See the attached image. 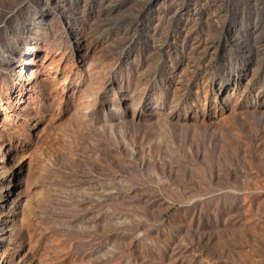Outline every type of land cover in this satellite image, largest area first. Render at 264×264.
<instances>
[{
  "label": "rangeland",
  "instance_id": "1",
  "mask_svg": "<svg viewBox=\"0 0 264 264\" xmlns=\"http://www.w3.org/2000/svg\"><path fill=\"white\" fill-rule=\"evenodd\" d=\"M0 100V264H264V0H0Z\"/></svg>",
  "mask_w": 264,
  "mask_h": 264
},
{
  "label": "bare ground",
  "instance_id": "2",
  "mask_svg": "<svg viewBox=\"0 0 264 264\" xmlns=\"http://www.w3.org/2000/svg\"><path fill=\"white\" fill-rule=\"evenodd\" d=\"M14 66V68H17V67H19V69H23V70H25V71H29L28 69L26 70L25 68V65H24V63H21V61H17L16 63H15V65H13ZM13 68V69H14ZM31 71V70H30ZM2 105H3V102L0 100V106L2 107ZM16 185V184H15Z\"/></svg>",
  "mask_w": 264,
  "mask_h": 264
}]
</instances>
